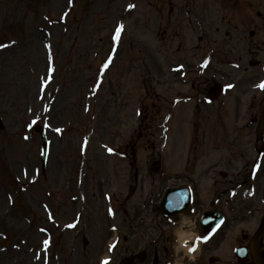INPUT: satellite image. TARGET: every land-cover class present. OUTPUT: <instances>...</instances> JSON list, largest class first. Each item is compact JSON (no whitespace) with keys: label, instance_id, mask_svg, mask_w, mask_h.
<instances>
[{"label":"rangeland","instance_id":"1","mask_svg":"<svg viewBox=\"0 0 264 264\" xmlns=\"http://www.w3.org/2000/svg\"><path fill=\"white\" fill-rule=\"evenodd\" d=\"M126 1L0 0V116L5 123L0 130V264H102L105 259L108 264H126L125 234L132 245H139L136 264H151L149 258L146 262L141 258L151 256V246L160 242L156 233H161L159 225L166 217L159 205L166 188L184 184L195 188L197 201L191 214L199 223L220 183L226 186L228 179L217 171L223 169L231 178L248 159L257 156V124L251 122V117L259 115L258 101L264 95L258 87L264 82V17L257 16V12L264 16V0H196L189 25V18L183 17L186 0H134L140 11L148 5H161L166 14L169 6H174L175 16L172 14L168 20L178 33L170 38L156 37L155 32L160 33L161 28L153 29V35L152 27L143 30L146 24L139 22L142 29L137 36L140 39L145 34L146 44H135L131 38L128 44L122 40L108 71L104 61L110 48L113 50L114 27L126 19ZM227 4L235 16L232 26L228 25L231 13L219 12ZM216 27L221 28L220 33ZM130 28L127 25L124 39ZM167 30L164 28L163 33ZM155 37L165 45V51H160L170 52L167 49L180 46L184 58L173 55L171 59L178 60L169 61L159 51H152L151 40ZM215 38L223 43L218 46L222 47V56H212L206 66L202 60L207 58L205 53L214 52L218 43H208H215ZM48 49L54 55V69H50L51 61L47 59ZM122 59L127 61L122 64ZM252 59L260 64L250 66ZM217 60L221 65L216 66ZM180 64L184 68L176 67ZM118 65L124 67L117 69ZM137 70H147L146 77L138 76ZM98 75L106 79L93 91ZM47 77H51L49 84ZM206 80L209 82L205 86ZM213 81L224 85L226 92L210 103L203 88ZM182 83H187L184 92L174 93V85ZM231 84L233 89L228 88ZM88 93L93 95L87 101L89 108L85 102ZM239 93L242 98H238ZM180 96L188 97L190 103L174 109ZM236 96L238 107L234 106ZM158 102L162 111L155 116L151 106ZM138 103L145 108L142 116ZM41 106L48 108L46 114H42ZM192 112L194 123L190 122ZM169 114L173 116L165 137ZM30 120L35 122L34 128L47 126L51 154L45 171L41 170L39 133L25 129ZM190 123L195 146L189 151L197 154V161L189 163L194 157L191 154L183 172ZM236 150L243 152L236 154ZM137 151L138 156H134ZM230 158L232 166L227 164ZM215 160L219 161L217 166ZM156 161L158 164H154ZM230 187L218 206L228 222L208 245L212 253L217 251L219 255L220 236H231L225 253L231 255L233 243H248L241 238L242 233L251 236L257 230L264 215V168L254 192L239 189L233 197L228 192ZM125 200L131 214L143 217H139L140 225L122 226L120 209ZM136 205L143 206L136 211ZM112 227L117 232L118 246L110 252ZM43 228L49 233L42 232ZM195 232L203 238L200 227ZM49 236L53 243L48 248L45 243ZM166 237L172 261L176 236ZM84 238L88 239L86 246ZM202 252L206 256L207 247ZM184 255L180 253V264H205L207 259L189 262L192 260Z\"/></svg>","mask_w":264,"mask_h":264},{"label":"flooded vegetation","instance_id":"2","mask_svg":"<svg viewBox=\"0 0 264 264\" xmlns=\"http://www.w3.org/2000/svg\"><path fill=\"white\" fill-rule=\"evenodd\" d=\"M259 250L258 256L264 259V255L260 253ZM230 264H256L255 256L252 253H247L246 257L243 260H239L237 256H234V260Z\"/></svg>","mask_w":264,"mask_h":264},{"label":"snow or ice","instance_id":"3","mask_svg":"<svg viewBox=\"0 0 264 264\" xmlns=\"http://www.w3.org/2000/svg\"><path fill=\"white\" fill-rule=\"evenodd\" d=\"M129 7L131 8V7H134V6L133 5H129ZM121 29H122V26H118L117 29H116L117 38L119 37V32L121 31ZM0 46H2V45H0ZM105 67H107V65H105ZM258 87H260L261 89H264V82H261V84H259ZM57 131H59V129H57ZM201 239H205L206 240L207 238L206 237H203V238L197 237V240H201ZM189 250L190 251H194L195 249L194 248H190ZM102 264H108V261L107 260H104L102 262Z\"/></svg>","mask_w":264,"mask_h":264},{"label":"water","instance_id":"4","mask_svg":"<svg viewBox=\"0 0 264 264\" xmlns=\"http://www.w3.org/2000/svg\"><path fill=\"white\" fill-rule=\"evenodd\" d=\"M263 127H264V112H263V116H262L260 127H258L259 128V135H260L259 137L260 138L262 137V133H263V129H264ZM166 201H167V199H166ZM211 214L213 215V218H211L210 221L213 222V220L215 219L214 217H216L217 215H216V213H211Z\"/></svg>","mask_w":264,"mask_h":264},{"label":"bare ground","instance_id":"5","mask_svg":"<svg viewBox=\"0 0 264 264\" xmlns=\"http://www.w3.org/2000/svg\"><path fill=\"white\" fill-rule=\"evenodd\" d=\"M185 221L188 223V221H187V220H185ZM184 223H185V222H184ZM189 235H190V234H188V235H187V234H184V235H182V236H184V238H188V237H189ZM186 236H187V237H186Z\"/></svg>","mask_w":264,"mask_h":264}]
</instances>
